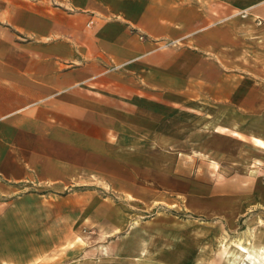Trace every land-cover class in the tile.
<instances>
[{"label":"rangeland","instance_id":"rangeland-1","mask_svg":"<svg viewBox=\"0 0 264 264\" xmlns=\"http://www.w3.org/2000/svg\"><path fill=\"white\" fill-rule=\"evenodd\" d=\"M177 3L209 26L166 44L160 91L114 124L120 141L97 175L0 205V264H225L219 238L251 225L229 230L223 212L264 226V205L249 204L264 186V0Z\"/></svg>","mask_w":264,"mask_h":264},{"label":"crops","instance_id":"crops-1","mask_svg":"<svg viewBox=\"0 0 264 264\" xmlns=\"http://www.w3.org/2000/svg\"><path fill=\"white\" fill-rule=\"evenodd\" d=\"M208 26V14L177 0H0V205L63 197L104 169L114 124L129 122L144 91H160L173 62L163 48ZM255 142L264 152V136ZM256 187L254 209L264 205ZM223 213L229 230L251 225L220 237L225 264H261L237 242L264 246V226Z\"/></svg>","mask_w":264,"mask_h":264},{"label":"bare ground","instance_id":"bare-ground-1","mask_svg":"<svg viewBox=\"0 0 264 264\" xmlns=\"http://www.w3.org/2000/svg\"><path fill=\"white\" fill-rule=\"evenodd\" d=\"M218 244H221V238H219L218 240ZM238 246L241 249L246 250V253L248 256H250L251 258L258 260L261 264H264V246H259V247H254V245H252L251 241H239L237 242ZM236 248L232 247L230 250V255L231 258H236ZM233 261V260H232ZM230 264H234V262H231Z\"/></svg>","mask_w":264,"mask_h":264},{"label":"built area","instance_id":"built-area-1","mask_svg":"<svg viewBox=\"0 0 264 264\" xmlns=\"http://www.w3.org/2000/svg\"><path fill=\"white\" fill-rule=\"evenodd\" d=\"M142 38V37H141Z\"/></svg>","mask_w":264,"mask_h":264}]
</instances>
